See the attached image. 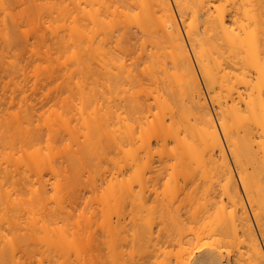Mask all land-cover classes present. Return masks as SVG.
<instances>
[{"label": "bare ground", "instance_id": "bare-ground-1", "mask_svg": "<svg viewBox=\"0 0 264 264\" xmlns=\"http://www.w3.org/2000/svg\"><path fill=\"white\" fill-rule=\"evenodd\" d=\"M0 157V264H232L189 245L198 189L264 264V0H0ZM161 181L190 191L164 263Z\"/></svg>", "mask_w": 264, "mask_h": 264}, {"label": "rangeland", "instance_id": "rangeland-1", "mask_svg": "<svg viewBox=\"0 0 264 264\" xmlns=\"http://www.w3.org/2000/svg\"><path fill=\"white\" fill-rule=\"evenodd\" d=\"M8 163H7V161L5 160V159H3L2 157H0V187H3V189H7V188H11L12 187V184H11V178H10V172L8 171L9 169H8ZM236 178H237V182L239 183V180H238V174H236ZM13 179V178H12ZM163 183H164V181H161V182H157L156 184H157V186H156V188H155V191L154 192H151V191H149V190H154V188H152V187H155V186H151V189H148V191L146 190V192H145V195H146V200L148 201V203L149 204H146L147 206L149 205L150 207L152 206V205H154L153 206V209H154V211H157V215L159 216L160 214H161V210H162V205H163V208H164V205H165V208H166V206H167V209H169L170 207H169V204L173 201V200H175L174 202H173V204H170V206L171 205H173L172 207H171V209L170 210H172V211H179V212H181V210L182 211H186V209L187 208H185V206H183L184 204H183V202H185V199H184V196L186 195V194H184V195H182L183 194V192H184V190L182 189V188H179V189H181V191H182V193H180V195H178L176 192H178L179 190H176L175 188H174V190H175V192H170V191H166L165 192V189L166 188H164V185H163ZM240 185V184H239ZM167 190V189H166ZM171 190V189H170ZM172 190H173V188H172ZM186 191L187 190H185V192L184 193H186ZM190 193V191H187V193ZM198 192H200V194L198 193ZM204 192H206V191H203V189H202V191H201V189H198L197 190V194H196V191L194 192L195 193V198L197 197V196H199V195H201V196H199L200 197V199H199V202L198 203H200V209H201V212H200V210H199V214L201 215V217L199 218V219H202V220H199V226H197V228L199 229V232H200V229H201V234L200 235H202L201 237H203V238H201L200 237V241H197V242H195V241H190L191 242V244H189V245H191L190 247L191 248H193V246H194V248L196 247V244L195 243H197V247H196V251H199V252H206V250H210V246L212 245V248L214 247H216L217 248V250L219 251V248H222V250L221 251H223L222 252V255L223 256H227V254L228 255H230L231 257H232V264H240V263H242L241 261H243V260H238V258H239V256H238V252L236 251L237 250V248H233V246L232 245H230V242H233L234 240H233V235L231 236V234L232 233H234V232H232V228H230L231 226L229 225V219H228V217H229V215H228V217L226 218V216L224 217V215H225V213H223V215H222V210H223V212H224V209H222L223 207L222 206H224L225 205V201L223 202V203H221L220 201H221V199H220V197L218 196V199L216 198V199H214V200H211V196L212 195H208V193L206 194V193H204ZM193 193V194H194ZM211 194H212V192H211ZM163 195H165V196H163ZM208 195V196H207ZM241 195H242V198H243V200H244V203H245V210H246V212H247V215H248V218H249V220L251 221V224H252V226H253V230H254V232H255V234H256V236H257V239L259 240V243H260V245H261V250H262V254H263V258H264V238L262 237V235H261V233H260V227H259V223H258V220H257V218L254 216V214H255V211H254V208H252L251 206H250V204L247 202V197H246V195H244V192L242 191V189H241ZM167 196V197H166ZM180 196V197H179ZM148 197V198H147ZM164 197H166V198H164ZM182 197H183V199H182ZM202 197V198H201ZM213 197V196H212ZM160 198H161V200L162 201H159L160 200ZM204 198V199H203ZM206 198V199H205ZM208 198H210V199H208ZM158 199V200H157ZM201 199H203L202 200V203L200 202L201 201ZM220 199V200H219ZM145 200V201H146ZM156 200H157V202H156ZM166 202H165V201ZM171 200V201H170ZM205 200H207V201H209L208 203H210V204H208L207 203V201H205ZM218 200V201H217ZM156 203H155V202ZM164 201V202H163ZM196 201H198V198H196ZM214 201V202H213ZM158 202H160V204H162V205H159V203ZM216 202V203H215ZM218 202H219V204H218ZM164 203V204H163ZM168 205H167V204ZM179 203L182 205V206H179ZM186 203V202H185ZM205 203H207V204H205ZM213 203L214 204H216V205H213ZM218 204V205H217ZM223 204V205H222ZM226 204H227V202H226ZM156 205H158V206H156ZM205 205H206V207H205ZM209 205H210V207H209ZM211 205L213 206V207H211ZM160 206H161V208H160ZM156 207H158V208H160V209H158V208H156ZM175 207V208H174ZM177 207H178V209H177ZM179 207H181V209L179 208ZM204 207V208H203ZM228 208V205L226 206L225 205V207L224 208ZM173 208V209H172ZM183 208H185V210L183 209ZM212 208V209H211ZM214 208H215V210H214ZM155 209H157V210H155ZM177 209V210H176ZM203 209V210H202ZM204 209H206L208 212H210V210H211V212L210 213H212L213 211H215V212H213V214H211L212 215V217H211V215H209L210 213H207V211L206 210H204ZM208 209H210V210H208ZM169 210V211H170ZM213 210V211H212ZM218 210V211H217ZM221 210V211H220ZM230 210H231V208H230ZM165 211H166V209H165ZM177 211V212H178ZM204 211V212H203ZM228 209H226L225 210V212H226V214L228 213ZM166 212H168V211H166ZM178 212V213H179ZM183 212V214H186V212L184 213ZM220 212V213H219ZM230 212V211H229ZM176 213V212H175ZM216 213V214H215ZM177 214V213H176ZM180 214V216L182 217V218H185L184 216L185 215H182V213H179ZM198 214V216H200ZM205 216H204V215ZM220 216H219V215ZM156 215V216H157ZM218 215V216H217ZM156 217V219H154L153 220V223L155 224H153L154 225V228H153V231H154V239H156L154 242H156V244L154 243V245L156 246L155 247V252L157 253V258L160 256V258H158V261L160 262H162V263H164L165 261H167V262H169L168 260H172L173 259V254L177 251V246H176V244H177V240H173L174 239V237H173V235H171L172 234V230H170L171 229V227H170V224H169V222H165V220H167L168 218H160V216L159 217ZM166 216V215H165ZM179 216V215H178ZM204 216V217H203ZM208 218H207V217ZM162 217V216H161ZM206 217V218H205ZM210 217V218H209ZM223 217H224V219H225V221H224V219H223ZM157 218H159V219H157ZM216 218V219H215ZM218 218V219H217ZM222 218V219H221ZM163 219H165L164 221H163ZM205 219V220H204ZM211 219V220H210ZM221 219V220H220ZM228 219V220H227ZM163 221V223H162V221ZM208 220V221H207ZM202 221H204L205 223H203ZM210 221H211V223H210ZM216 222H217V224H216ZM219 222V223H218ZM222 222V223H221ZM227 224H225V223ZM165 223V224H164ZM168 224V225H167ZM202 225V227H201V225ZM205 224H206V226H205ZM211 224H212V226H211ZM225 226L226 225V227H222V226ZM161 226H163V228L161 227ZM190 226V225H189ZM203 226H205V228L203 227ZM208 226V227H207ZM210 226V227H209ZM218 226L219 227H222V229L221 228H219V230H217L218 229ZM165 227H167L168 228V230H165V229H167V228H165ZM200 227V228H199ZM213 227V228H212ZM217 227V228H216ZM233 227V226H232ZM160 228V229H159ZM204 228V229H203ZM212 228V230H210ZM215 228V229H214ZM165 231H164V230ZM263 229H264V219H263ZM214 230V231H213ZM161 231H163V233L165 232V234H161L162 232ZM166 231H168L167 233H166ZM170 231V232H169ZM159 232V233H158ZM161 232V233H160ZM226 234H225V233ZM156 233V234H155ZM221 233H222V235H221ZM231 233V234H230ZM158 234V235H157ZM159 234H161V237H160V235ZM166 234L167 235H170V236H166ZM214 234H215V236H214ZM241 234V233H240ZM240 234H239V237H241L240 236ZM213 235V236H212ZM155 236H157L156 238H155ZM165 236V237H164ZM189 236H191V235H189ZM211 236V237H210ZM159 237V238H158ZM168 237H170V239L168 238ZM163 238V239H162ZM165 238H166V240L168 241H166L165 240ZM169 240H168V239ZM189 238H192V237H189ZM158 239H160L159 241H158ZM171 239H172V242H171ZM162 240V241H161ZM164 240V241H163ZM217 240H218V242H217ZM233 240V241H232ZM170 241V242H169ZM174 241V242H173ZM167 242V243H166ZM235 242V241H234ZM194 243V244H193ZM211 243H214V244H211ZM216 243V244H215ZM188 245V244H187ZM187 245L185 246V247H187ZM215 245V246H214ZM198 246H200V247H198ZM201 246H202V249H201ZM221 246V247H220ZM232 246V247H231ZM189 247V246H188ZM209 247V248H208ZM193 248V249H194ZM199 250H198V249ZM204 248H206L205 250H204ZM215 248V249H216ZM244 248V247H243ZM243 248L242 247H240L239 248V251H243ZM245 249V248H244ZM202 250V251H201ZM246 250V249H245ZM244 250V251H245ZM220 252V251H219ZM156 253H155V255H156ZM244 253V252H243ZM245 253H244V257H245ZM163 260V261H162ZM245 262H247V261H245ZM245 262H243L242 264H246Z\"/></svg>", "mask_w": 264, "mask_h": 264}]
</instances>
